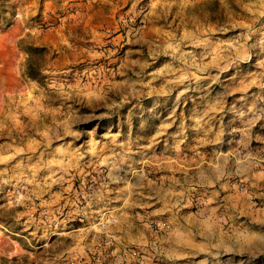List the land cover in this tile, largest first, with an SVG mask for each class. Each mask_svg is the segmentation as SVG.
<instances>
[{"label":"rangeland","instance_id":"1","mask_svg":"<svg viewBox=\"0 0 264 264\" xmlns=\"http://www.w3.org/2000/svg\"><path fill=\"white\" fill-rule=\"evenodd\" d=\"M0 264H264V0H0Z\"/></svg>","mask_w":264,"mask_h":264},{"label":"trees","instance_id":"2","mask_svg":"<svg viewBox=\"0 0 264 264\" xmlns=\"http://www.w3.org/2000/svg\"><path fill=\"white\" fill-rule=\"evenodd\" d=\"M29 74L32 75V66L30 65ZM34 77V75H32Z\"/></svg>","mask_w":264,"mask_h":264}]
</instances>
